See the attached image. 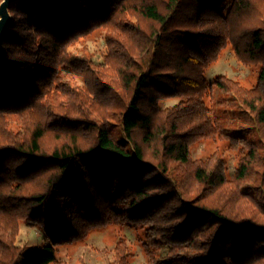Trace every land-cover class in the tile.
<instances>
[{"label": "trees", "instance_id": "1", "mask_svg": "<svg viewBox=\"0 0 264 264\" xmlns=\"http://www.w3.org/2000/svg\"><path fill=\"white\" fill-rule=\"evenodd\" d=\"M262 6L264 0L15 2L0 53V264H61L57 246L112 226L136 230L145 264H264ZM105 28L112 31L105 59L114 65L111 80L68 52ZM229 45L257 70L251 88L224 77L206 81ZM65 71L84 87L66 81ZM214 88L232 95L231 111L246 126L226 123ZM171 97L181 102L162 110ZM20 118L29 119L27 128ZM18 122L22 133L12 129ZM204 139H223L239 156L232 179L217 155L191 159ZM244 181L252 195L239 188ZM229 185L236 190L226 193ZM19 221L40 227L50 243L24 255ZM111 254L109 264L133 262L125 236Z\"/></svg>", "mask_w": 264, "mask_h": 264}, {"label": "rangeland", "instance_id": "2", "mask_svg": "<svg viewBox=\"0 0 264 264\" xmlns=\"http://www.w3.org/2000/svg\"><path fill=\"white\" fill-rule=\"evenodd\" d=\"M4 1L5 0L0 1V6ZM228 9V5L223 8L224 15L227 13ZM9 13L14 22V16L11 14L10 10ZM256 17L264 18L263 6L260 10H257ZM261 21L264 20H259L258 22ZM11 27L9 29V34ZM111 35L112 31L108 28L97 29L87 38H82L71 45L68 49V52L77 58L90 59L95 66V72L93 73L103 72L102 76L107 80H111L109 74L112 73L114 65L109 67V65L105 64L108 51H112L111 46H109V42H107V37ZM69 73L70 72L67 71L64 72V74H66L64 75V77H66V81H69L71 84L76 83L78 87L83 88L84 84L82 81L84 79L74 78L75 76L70 77ZM257 74L258 73L256 69L253 67H248L238 61L232 47L229 45L221 51L217 61L208 67L205 72V79L208 83H213L217 77H224L231 81L240 82L242 85L246 86V88H251L256 83ZM82 76L85 78V75ZM73 78L76 81H73ZM212 93L215 109H223L227 112V114H224L227 116V124H233L231 125L233 129L246 126L242 123L240 118L234 115V113L231 111L232 109L233 111L235 110V108L231 107V94L223 93L219 88H214ZM180 102L181 99L178 97L166 98L162 100L161 108L162 110L172 108L173 106L178 105ZM218 103H220V105H218ZM100 110L101 107L94 110L95 114H97ZM234 112L236 113V111ZM237 113H240L239 110H237ZM237 117L238 119H236ZM20 120L23 123V126L25 125V128H27L29 119H27V124L25 123L26 121H24V119L20 118ZM16 125L17 126H12V129L15 131L22 133V130H25V128L19 127L21 123L18 122ZM10 134L13 135L14 133ZM225 144L226 142L223 139L219 141L211 139L201 140L194 144V146L190 149V157L192 160H205L213 155L223 158L226 162V173L229 179H232L234 170L239 161V156L234 151L228 150ZM253 179H255V176H253ZM253 183L254 186L257 187L259 186L260 181L255 180ZM247 186L250 187V184H247L245 181L239 183V188L241 187V190H244V188ZM230 188L236 190L237 187L235 185H229V188L225 192H229L231 190ZM223 192L219 194V196H222ZM245 193L252 195V193L246 188ZM171 205L174 206V203ZM240 206L244 209L242 205ZM251 206L253 207V205ZM122 236L127 238L130 246L133 249L134 257L132 264H145V258L143 256L141 245L136 238V230H134L132 227L119 228L115 226L91 232L88 239L84 242H79L70 246H57L56 250L58 260L61 264H109L113 261V256L111 253L114 249V246ZM49 243V239L46 237V234L40 227L34 226L25 221H19V235L17 236L16 244L19 247L24 248V255L31 252L38 246ZM17 264H24V258L18 259Z\"/></svg>", "mask_w": 264, "mask_h": 264}, {"label": "water", "instance_id": "3", "mask_svg": "<svg viewBox=\"0 0 264 264\" xmlns=\"http://www.w3.org/2000/svg\"><path fill=\"white\" fill-rule=\"evenodd\" d=\"M21 0H5L0 6V53L2 49V43L9 34V29L12 25L13 19L9 13V10L13 3Z\"/></svg>", "mask_w": 264, "mask_h": 264}]
</instances>
